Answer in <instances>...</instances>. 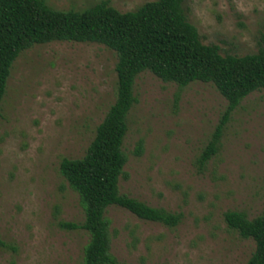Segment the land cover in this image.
I'll list each match as a JSON object with an SVG mask.
<instances>
[{"label":"rangeland","instance_id":"rangeland-1","mask_svg":"<svg viewBox=\"0 0 264 264\" xmlns=\"http://www.w3.org/2000/svg\"><path fill=\"white\" fill-rule=\"evenodd\" d=\"M46 1L83 10L103 0ZM109 1L124 12L154 0ZM184 9L203 43L222 54L258 52L264 0H185ZM117 62L103 44L74 41L36 44L14 62L0 109V264L83 263L89 233L60 222L83 223L85 207L60 165L86 154L115 103ZM135 95L121 193L183 218L170 227L109 207L113 255L127 264H244L256 243L229 228L224 213L253 219L264 209V89L242 100L205 165L200 156L229 104L218 88H181L144 71Z\"/></svg>","mask_w":264,"mask_h":264},{"label":"trees","instance_id":"trees-1","mask_svg":"<svg viewBox=\"0 0 264 264\" xmlns=\"http://www.w3.org/2000/svg\"><path fill=\"white\" fill-rule=\"evenodd\" d=\"M184 1H148L136 10L123 12L109 0L83 10L55 9L46 0H0V109L14 62L36 44L94 42L114 50L118 56L115 103L97 127L86 154L64 158L60 165L61 173L85 207L83 223L60 222L63 228L89 233L82 264H127L112 253L113 236L106 216L111 206L170 227L177 226L183 218L182 213L152 207L120 190L129 161L124 150L128 117L137 102L135 83L141 73L151 71L181 88L195 81L213 83L227 98L228 107L200 156L202 165L219 153L225 127L242 100L264 89V35L256 53L222 54L218 45L203 43L197 27L188 20ZM143 151L144 140L140 139L135 154ZM224 219L242 238L256 243L244 264H264V209L253 219L245 212L229 210Z\"/></svg>","mask_w":264,"mask_h":264}]
</instances>
